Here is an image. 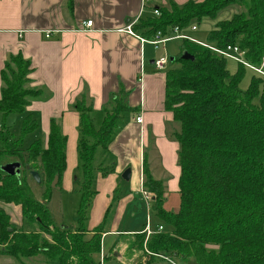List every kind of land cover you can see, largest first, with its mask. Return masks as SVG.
<instances>
[{"label":"trees","instance_id":"16d2710c","mask_svg":"<svg viewBox=\"0 0 264 264\" xmlns=\"http://www.w3.org/2000/svg\"><path fill=\"white\" fill-rule=\"evenodd\" d=\"M67 4L71 10L72 0ZM230 5L244 11L217 23L207 35V44L237 46L248 63L259 67L264 58V0L187 1L183 5L169 1L152 7L151 15L131 29L145 39L158 32L169 36L173 28L186 29ZM183 52L193 60L181 59ZM172 57L178 66L164 71V108L172 113L178 127L171 137L178 144L179 209L176 213L163 209V182L152 178L144 164L142 188L153 196L151 210L163 226L171 228L170 232L153 230L145 248L152 254L196 264H264V79L253 75L242 90L243 66L237 65L232 74L225 59L185 40ZM31 72L30 62L20 54L9 56L0 71V203L19 206L22 214V225L15 229L0 209V256L21 264L38 255L47 264H98L93 255L100 251L103 227H96L85 239L84 226L95 195L94 153L107 147L120 128L121 116L132 109L127 107L120 87L101 108L102 118L96 127L85 98L75 101L80 134L78 220L74 231L58 229L47 203L52 180L58 177V187L66 169L67 139L60 124L52 119L46 144L37 139L25 153L19 148L21 143L38 129L31 115L22 119L15 142L10 143L4 133L5 118L23 114L29 103L42 95L40 89L28 86ZM11 159L21 165L19 178L1 171ZM29 171L41 176L44 190L39 200L31 191ZM41 233L50 241L42 240ZM143 239L140 236L139 248Z\"/></svg>","mask_w":264,"mask_h":264},{"label":"crops","instance_id":"0c3cea01","mask_svg":"<svg viewBox=\"0 0 264 264\" xmlns=\"http://www.w3.org/2000/svg\"><path fill=\"white\" fill-rule=\"evenodd\" d=\"M166 1L160 0V5ZM67 2L0 0V71L9 56L20 54L30 62L32 72L28 76V86L40 89L42 95L29 103L25 113L37 117L44 144L50 121L54 119L60 124L67 139L66 169L62 176V180L67 181L77 167L74 153L68 150L69 144L74 147L78 143L79 119L74 111L75 101L83 96L97 114L121 87L125 103L132 112L121 116V134L103 149L116 156L120 172L130 170L128 180L139 193L145 164L151 177L163 182V209L176 213L179 209L176 181L180 168L178 171L175 165L178 144L171 134L178 127L172 113L164 108L165 75L155 72L149 65L151 59L145 57L146 45L140 46V36L134 31L132 35L126 31L127 26L132 27L138 20L151 15L149 10L155 6L154 0L147 10L148 0L144 5H141L142 0H72L71 10ZM87 21L92 22L90 29L83 27ZM1 86L0 80V89ZM138 116L142 117L141 124L135 122ZM98 176L96 186L104 188L103 193L94 196L85 220L88 228L93 230L102 226V210L112 201L111 196L106 198L104 194L110 195L115 187L114 175L103 179ZM152 197L150 208L146 205L147 219L143 228L119 230L122 207L133 202L132 196L125 197L127 205L118 207L110 228H103L100 246L103 260L112 258L118 264H168L151 259L144 249L138 248L140 236L148 238V223L151 231L158 227L164 230L160 221L153 227L150 224V217L156 218L151 210ZM141 200L145 203L143 198ZM0 209L9 216L13 227L22 225L19 206L0 203ZM135 215V212L130 213L132 221L129 225L132 227L137 223ZM92 234L87 230L85 239ZM6 258L0 256V264H14Z\"/></svg>","mask_w":264,"mask_h":264},{"label":"rangeland","instance_id":"374dc122","mask_svg":"<svg viewBox=\"0 0 264 264\" xmlns=\"http://www.w3.org/2000/svg\"><path fill=\"white\" fill-rule=\"evenodd\" d=\"M169 1L170 2L173 1L175 4L180 5V4L185 3L187 1H193V2H197V3H201L204 0H167L166 2H169ZM150 2H152V0H148V3H147L146 8H145L146 10L153 3V2L152 3H150ZM153 4H155L156 6H160V0L154 1ZM243 11H244V9H242L241 7L230 5L226 8L218 11L216 13L215 17H213V18L206 17V18H202L199 23H196V24L193 23L192 25H196L197 31L189 32L188 35L190 37L202 42V43H207V40H206L207 35L211 30H213L215 28L217 23H219L221 21L229 20L233 15L240 13V12H243ZM180 45H181V41H179V40L167 42L165 44V46H159L157 50H155L154 47H152V46L146 45L145 57H146V59H153V58L159 57V56L164 55V54H166L168 57L175 56L180 49ZM147 66H149V65H147ZM169 66L177 67L178 65L176 63H169ZM226 68L230 73L233 74V73H235V71L237 69V64H235L231 60H226ZM252 76H253V73L246 69V71L244 73V77L241 80V83L239 85L240 89L245 90L248 87ZM28 115L29 114L24 112L23 114H11L7 117V119L5 121L4 133H5V136L7 137L8 141L10 143L15 142L17 140L18 135H19V131H20L21 121L24 117H26ZM31 117H32V119H34L37 122L38 129L34 133L26 136L25 139L23 140V142L21 143L19 148H20V150L24 151L23 153H25V150L29 147V145L33 141H35L37 139L43 141L42 134L40 133L39 121H38L37 117H35L34 115H31ZM91 117L93 118V121L97 127L100 123L101 118H102L101 114L100 113H97V114L93 113V115ZM1 124H2V121H1L0 125ZM120 125L122 126V124H120ZM120 128L118 130H116L114 137H117L121 134L122 127H120ZM79 138H80V134L78 133V140H79ZM69 143H70V140H69ZM77 144L78 143H75L74 147H71L69 144V149H68L69 153H74V156H75L74 164L77 165L75 171L71 175L69 181H67L66 179L62 180V178H61L59 186L56 189H51L50 198H49V201L47 203V209L49 211L53 225L58 229H65V230H70V231L73 230L72 228H75L77 226V220H78L77 210H78V206L80 203V193H79V181H80L79 165H80V163H79V158H78V153H77ZM2 147H3V144L0 141V149ZM66 150H67V148H66ZM14 161H15L14 159H11V163ZM92 165L94 168V181L92 182V190L95 192V195L99 196L100 194L103 193V191H101V190L104 189V188L101 189V187L96 186V183L99 179L98 174L100 175L101 179L105 178L106 176H108L110 174L115 176V178H114L115 187L111 191L110 195L107 193L104 194V196L106 198H108L107 196H111L112 201L110 203H108V205L102 210V216H103V219L101 221L102 227L104 226L103 228H105V229L110 228V226L112 224L113 216L117 212L118 207L120 205H127V202H125V200H124L125 197L132 196L133 202L128 204L127 206L122 207L123 213H121V215H120L121 221L118 224V229L119 230H125V229H131V228H134L137 226H140L143 228V225L147 219L146 218L147 217V215H146V208H147L146 204L143 203V201L141 200L142 198H141V195L139 193V190L136 187H134L130 183L129 180L125 181L122 179V177H121L122 173L126 169L122 172H120V170H118V163H117L116 156L113 155L112 153H110L106 149L97 148L95 150V153H94V159H93ZM175 165L178 167V171H179V165H178L177 160H176ZM100 169H102V170L100 171ZM40 178H41V176H40ZM28 182H29V185H30V188H31V191H32L34 197L39 200L41 198V195H42L43 190H44L43 185L41 183L40 184L35 183L31 179V177L29 178ZM176 188H178V178L176 181ZM93 200H94V197L88 206L86 219L88 218L90 207H91ZM148 205H149L148 207L150 208V202L148 203ZM131 212H135V214H136L135 217L137 218V220H136L137 223L133 227L131 225H129L130 221H132V218L130 216ZM150 222H151L150 224L152 227L154 225L159 224V220L154 218L153 216L150 217ZM84 226H85L86 230L93 231V229L88 228V223L86 224V221H85ZM163 227H164L163 232H170L171 231L170 227H168L166 225H164ZM19 228H15V229H19ZM40 237L42 240L50 241L49 236L46 234L41 233ZM85 238H87L86 235H85ZM145 240L146 239H143V241L140 245V247L142 249H144V245L146 242ZM99 254L101 255V247H100L99 253L98 254L96 253L93 255V259L98 264H100V255ZM154 255H157V254L151 253L150 258L155 260V261H163V262L166 261L163 258L154 256ZM160 256L166 257V258L171 257V256L169 257L166 255H162V254ZM101 257H102V255H101ZM6 259H10V261H13L12 263L17 264V261L12 259V258L7 257ZM30 259H32V260H30ZM30 259L29 260L24 259V260H22V262L25 264H45V259L41 255H38V256L30 258ZM104 260H105V258H104ZM104 260L102 257L101 264H118L112 258H108L105 261ZM177 260L178 261H174L175 264H196L193 260H186V261H182L179 259H177Z\"/></svg>","mask_w":264,"mask_h":264},{"label":"built area","instance_id":"2783aa9c","mask_svg":"<svg viewBox=\"0 0 264 264\" xmlns=\"http://www.w3.org/2000/svg\"><path fill=\"white\" fill-rule=\"evenodd\" d=\"M154 1H158V0H154ZM145 3H147V0H142L141 5H144ZM142 9L143 8L141 7V10ZM153 14L156 16L158 15L156 10L153 11ZM91 24H92L91 21H87L83 24V27L86 29H90ZM126 31H127V33L132 35L131 26H127ZM195 31H197L196 25H191V26L187 27L186 29H182V30L175 27L172 29V33L169 36H162V34L158 32L155 35V37L152 39H145V38H141V37H138V39H139L141 47H143L144 45H149V46L154 47L155 50H157L159 46H165V44L167 42L175 41V40H179V41L185 40V41L194 43L198 46H201L203 48L208 49L209 51H211L212 53H214L218 57H221L225 60H231L235 64L241 65L245 69L251 71L254 76L264 79V70H263L264 58L262 59V64L259 67L253 66L246 61V59L244 57V52L240 51L237 46H226L224 48H218L214 45L202 43V42H200V41H198V40H196V39H194L188 35L189 32H195ZM46 37H47V35H46ZM152 60H153L152 67H153L155 72H164L169 66V57L166 54L161 55V56L156 57V58H153ZM262 94H264V87L262 88ZM135 122L137 124H141L142 123V117L138 116L135 119ZM140 195L142 196L145 204L148 205L150 198H151V194L147 193L142 188V189H140ZM157 230L160 232L162 230V227H158ZM146 233H147V236H149L153 233V231H151L149 229L148 224L146 225ZM144 251L147 253V255H149V256L151 255V253L148 252L145 248H144ZM154 256L163 258L169 264H175L173 259L162 257L160 255H154ZM101 261H102V257L100 256V264H101Z\"/></svg>","mask_w":264,"mask_h":264},{"label":"water","instance_id":"95a60500","mask_svg":"<svg viewBox=\"0 0 264 264\" xmlns=\"http://www.w3.org/2000/svg\"><path fill=\"white\" fill-rule=\"evenodd\" d=\"M181 59L183 60H193V57H191L188 53L183 52L181 55ZM174 61V57H169V63H173ZM149 65L153 64V60H149ZM20 169H21V165L18 162H12V163H8L5 164L1 167V171L9 176H15L17 178L20 177ZM25 169H29L28 166L25 167ZM29 176L31 177V179L37 183L40 184L41 183V178L40 175L36 172V171H29ZM130 176V170L126 169L123 173H122V179L125 181H128ZM58 182V177H54V179L52 180L50 187L51 189H56V184ZM9 231H11V229H9Z\"/></svg>","mask_w":264,"mask_h":264}]
</instances>
